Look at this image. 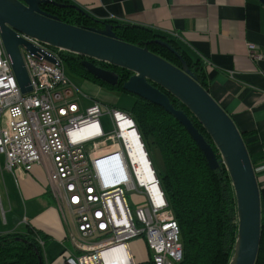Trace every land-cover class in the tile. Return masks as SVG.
I'll use <instances>...</instances> for the list:
<instances>
[{
    "label": "built area",
    "instance_id": "built-area-1",
    "mask_svg": "<svg viewBox=\"0 0 264 264\" xmlns=\"http://www.w3.org/2000/svg\"><path fill=\"white\" fill-rule=\"evenodd\" d=\"M17 34L51 59L19 45L31 87L24 93L0 37V169L15 181L35 165L44 169L49 193L72 223L63 264H138L134 239L144 243L146 264H178L179 226L129 110L84 101L65 74L60 48ZM247 48L252 60L262 57L252 43Z\"/></svg>",
    "mask_w": 264,
    "mask_h": 264
},
{
    "label": "crops",
    "instance_id": "crops-1",
    "mask_svg": "<svg viewBox=\"0 0 264 264\" xmlns=\"http://www.w3.org/2000/svg\"><path fill=\"white\" fill-rule=\"evenodd\" d=\"M68 1L98 20L151 28L173 38L191 57L203 60L210 95L240 131L252 132L244 143L254 164L260 203L264 205L263 5L258 0ZM248 43L261 52L258 61L249 57ZM80 81L82 86H78L94 99L102 96L110 100L113 95L95 83ZM0 208V235L24 233L27 227L37 229L50 239L44 248L54 249L53 257L49 254L44 264H63L59 254L65 248L72 249L66 237L72 223L64 218L49 193L41 166L35 165L18 181L0 169Z\"/></svg>",
    "mask_w": 264,
    "mask_h": 264
},
{
    "label": "trees",
    "instance_id": "trees-1",
    "mask_svg": "<svg viewBox=\"0 0 264 264\" xmlns=\"http://www.w3.org/2000/svg\"><path fill=\"white\" fill-rule=\"evenodd\" d=\"M54 1L57 3H41L40 8L65 23L77 26L99 27L109 23L118 39L144 47L173 65L185 68L209 92L205 63L201 58L191 57L173 38L137 24L98 20L68 0ZM58 54L68 71L77 78L109 91L128 93L123 90L122 82L132 74L130 70L64 49H59ZM83 59L116 72L117 83L111 85L90 74L81 64ZM152 84L168 96L174 108L181 109L188 116L220 160L214 141L196 116L173 94L158 84ZM133 97L127 110L133 116L149 153L157 152L161 159L162 168L157 167V173L177 220L183 244V256L178 264H229L236 242L237 214L233 186L225 165L220 162L216 169H211L201 149L172 114L158 104ZM240 133L243 140L252 134ZM260 224L255 264H262L264 258L263 213ZM36 236L43 240L44 245L50 241L46 234L32 227H27L24 233L0 235V264H44L42 247Z\"/></svg>",
    "mask_w": 264,
    "mask_h": 264
},
{
    "label": "water",
    "instance_id": "water-1",
    "mask_svg": "<svg viewBox=\"0 0 264 264\" xmlns=\"http://www.w3.org/2000/svg\"><path fill=\"white\" fill-rule=\"evenodd\" d=\"M258 1L264 7V0ZM44 2L57 3L54 0H0V37L20 90L25 93L31 87L19 45L35 56L51 57L17 33L130 70L132 74L122 82L123 90L158 104L172 114L201 149L211 169H216L220 162L225 165L233 186L237 214L236 242L229 264H255L261 235L260 191L240 130L229 114L185 68L173 65L144 47L118 39L109 23L100 27L65 23L43 11L40 4ZM81 64L108 84L118 81L116 72L89 59H83ZM152 82L173 94L196 116L214 141L220 160L188 116L174 108L168 96Z\"/></svg>",
    "mask_w": 264,
    "mask_h": 264
},
{
    "label": "rangeland",
    "instance_id": "rangeland-1",
    "mask_svg": "<svg viewBox=\"0 0 264 264\" xmlns=\"http://www.w3.org/2000/svg\"><path fill=\"white\" fill-rule=\"evenodd\" d=\"M64 70H65V74L67 75V77L70 80H72L77 85H81V81H80L81 79L80 78H77V76H75L74 74L70 73L68 71V69L66 68L65 65H64ZM109 92H112V94H113L112 97L110 98V100H107L106 98H104L102 96H99L98 98H95V99H97L99 101H102V102H104V103H106L108 105H112V106H115V107H118V108H123V109H128L130 107L133 99H134L133 95L132 94H129V93L118 92V91L117 92L116 91H109ZM82 93H84V97L82 96L84 98V101H89L90 99L93 98L85 90L84 91L82 90ZM101 120L104 122L105 128H107L106 116L105 115H102L101 116ZM151 156H152V161L154 163V166H156V168L158 167L159 169L162 168V163H161V159H160L159 154L157 152H155ZM250 160H251L252 166L254 168L253 161H252L251 158H250ZM2 163L3 162L0 159V164L2 165ZM126 197H127V200L129 202V204L131 205L132 204L131 203L132 201L130 200L129 194H126ZM5 209L6 208H4V210ZM262 213L264 214V205L262 203H260V215ZM0 214H1V208H0ZM0 217H1V215H0ZM141 242L142 241L140 239H134V240H132L130 242L131 250H132L134 259L136 260V262L138 264H146L144 261L147 259V253H146V250H145V248H144V246L142 245ZM43 250H44V253H42L43 254V260L45 261V258L46 259H49L50 255L51 256L53 255L52 254L53 252L51 250H54V249L52 247H49L48 249L47 248L45 249L43 247ZM45 250H46V253H45ZM47 250H50V251H47Z\"/></svg>",
    "mask_w": 264,
    "mask_h": 264
}]
</instances>
